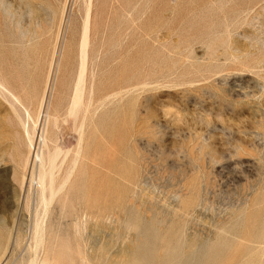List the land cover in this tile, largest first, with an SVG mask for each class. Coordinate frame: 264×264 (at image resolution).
Masks as SVG:
<instances>
[{
    "label": "rangeland",
    "instance_id": "1",
    "mask_svg": "<svg viewBox=\"0 0 264 264\" xmlns=\"http://www.w3.org/2000/svg\"><path fill=\"white\" fill-rule=\"evenodd\" d=\"M85 24L91 46L73 118ZM0 82L24 106L0 87L3 244L13 237L3 264H28L39 213L50 253L71 249L78 260L80 250L90 264H133L151 226L171 251L209 241L212 254L220 237L236 233L244 250L264 229V0H0ZM24 124L40 149L39 134L59 136L57 185L73 171L47 211L28 199Z\"/></svg>",
    "mask_w": 264,
    "mask_h": 264
},
{
    "label": "bare ground",
    "instance_id": "2",
    "mask_svg": "<svg viewBox=\"0 0 264 264\" xmlns=\"http://www.w3.org/2000/svg\"><path fill=\"white\" fill-rule=\"evenodd\" d=\"M91 2V1H90ZM88 12V11H87ZM90 13V12H89ZM90 15V14H89ZM90 17V16H89ZM90 21V20H89ZM87 23V22H85ZM90 23V22H89ZM86 25V24H85ZM90 25V24H89ZM89 25L87 24L83 31V35H82V42H81V56H80V70H79V74H78V80H76V85L75 86V91H74V99H73V102L71 104L69 108V114L73 116V118H76L78 116V113H79V109L81 108L80 105H82V86H83V83H84V79H85V72H86V69H87V62H88V49L90 48L91 44L89 45V38L91 37L90 36V30L89 29ZM54 62H55V59H54ZM52 62V63H54ZM57 64V61L55 62ZM55 65V64H54ZM59 66V65H58ZM53 68V66H51ZM55 67V66H54ZM57 67V66H56ZM55 69V68H54ZM54 72V70L52 69L50 72ZM56 72V71H55ZM58 72V71H57ZM59 73V72H58ZM78 73V71H77ZM53 75V74H52ZM52 75H51V79H52ZM50 76V75H49ZM55 76V74H54ZM57 77V75H56ZM49 78V77H48ZM49 80V79H48ZM55 83V82H54ZM75 83V81H74ZM73 83V84H74ZM7 84V83H6ZM47 84L49 85V82H47ZM48 85L46 87H48ZM51 86V85H50ZM85 86V84H84ZM0 87L5 90L9 96L11 97L10 99L13 98V100L17 103L21 102L19 96H17V94L11 90L10 88H8L5 84H3V82H0ZM85 88V87H84ZM84 91V95H85V90ZM4 92V91H2ZM49 91L47 89H45V92H44V98L42 97L43 101H41V106H40V111L43 109H47V97H48V93ZM1 93V91H0ZM93 93V92H91ZM2 94V93H1ZM5 94V93H4ZM2 94V96L4 95ZM6 95V94H5ZM4 95V96H5ZM83 95V96H84ZM3 96V97H4ZM7 96H5L6 98ZM41 99V100H42ZM49 99V98H48ZM46 101V102H45ZM72 101V100H71ZM13 103V102H12ZM14 104V103H13ZM12 104V105H13ZM22 106H23V103L21 102ZM25 105V104H24ZM49 106V104H48ZM24 107V106H23ZM22 107V108H23ZM79 108V109H78ZM25 110V113L28 114V116H30V113L28 111V108L25 107L24 108ZM49 109V108H48ZM15 111L18 112L17 108H15ZM39 111V112H40ZM43 111V110H42ZM41 111V112H42ZM47 111V110H46ZM45 111V113H46ZM43 113V112H42ZM48 113H49V110H48ZM46 114L48 115V118H49V115L50 114ZM41 115V114H40ZM68 115V114H67ZM71 116V117H72ZM41 117V116H40ZM56 117V116H55ZM53 116V120H55V118ZM42 118V117H41ZM40 118V119H41ZM43 118H46V116H44ZM46 118V121L50 119ZM59 118H61L59 116ZM58 118V120H59ZM39 119V117H38ZM39 119V120H40ZM37 120V119H36ZM57 120V118H56ZM55 120V121H56ZM57 120V121H58ZM42 121V120H41ZM56 121V122H57ZM56 122H54L53 124H55ZM37 123V122H36ZM37 124H39V122ZM43 123V121H42ZM50 125L48 122H44V124L47 126V124ZM34 124V123H33ZM44 124H43V127H44ZM52 124V125H53ZM58 123H56L57 125ZM42 125V124H41ZM55 125V126H56ZM59 125V124H58ZM39 126V125H38ZM37 126V127H38ZM54 126V125H53ZM35 127V126H34ZM33 128V127H32ZM31 128V129H32ZM36 128V127H35ZM55 128H58L57 126ZM42 129V128H41ZM44 129V128H43ZM46 129V128H45ZM34 130V129H33ZM59 130V129H58ZM24 131H25V134L27 137V146L29 147V150H30V153L29 155L27 156L28 158L24 161L25 165H30V174H29V177L27 178L25 176V179L24 180H29L30 181V185H32L31 187H36V192L35 194H29V197L28 199L30 200H33L34 201H38V204H40V206L44 207L42 210L43 211H47L48 207L50 208V204L53 202L54 199H56L57 197H59V194L62 192L63 189L66 188V185L68 184V177L70 176V174L73 172V171H69L68 172V175L67 177H65L64 181L62 184H59L57 185V179H56V176H55V171H56V168H57V162H58V159L60 157V155L62 154V151H63V147L60 148L61 146L58 145V142H55V140L57 141V138L59 136L56 137L55 139V130L54 128L52 129V133L50 135H48L47 133L50 131H48L46 133L45 132H42L41 134H39L38 136V139L40 142H42L43 146L47 148V150L45 149H40L38 147H36L35 145V142H34V136L32 134H35V133H32L29 128V125H26L24 124ZM35 131V130H34ZM41 132V130H40ZM36 135V134H35ZM58 135V134H57ZM37 138V136H36ZM26 140V139H25ZM59 141V140H58ZM82 138L79 139V150H81L82 148ZM38 143V142H37ZM57 143V144H55ZM51 144H55V146H50ZM41 146V144L39 145ZM60 146V147H59ZM28 152V151H27ZM31 156H32V160H31ZM78 161V156L76 159H74V162L75 164L77 163ZM24 167V165H23ZM28 167V166H27ZM26 167V168H27ZM22 168V167H20ZM24 168V169H26ZM27 170V169H26ZM25 172V170H24ZM28 173V172H27ZM22 175H25L24 173ZM28 175V174H27ZM24 177V176H23ZM22 179V180H23ZM23 180V181H24ZM25 182H23L24 184ZM25 185V184H24ZM55 201V200H54ZM37 204V206H38ZM53 204V203H52ZM129 204V203H128ZM50 205V206H49ZM135 206V204H133ZM128 207V205H127ZM129 208V207H128ZM131 208V207H130ZM40 209V208H39ZM37 209V210H39ZM45 209V210H44ZM134 209V208H133ZM36 210V211H37ZM123 210V209H122ZM135 210V209H134ZM133 210V212H134ZM138 210V208H137ZM35 211V212H36ZM126 211V213L128 212L129 216L131 214V212L127 211V210H124ZM132 211V210H131ZM136 211V210H135ZM140 212V210H138ZM41 212V211H39ZM37 211V213H39ZM123 212V211H122ZM132 212V213H133ZM135 213H138V212H134ZM36 214V213H35ZM40 214V213H39ZM39 214H36L37 216L35 217V220H34V223H33V226H32V244H30L29 247H31V253H30V258L28 259V264H79L80 261H83V263H89V258L87 255H83L81 253L80 250H78L76 252V254H78V257L79 259L77 260L76 259V255L73 253V251L70 249L69 252H68V256H66L65 258L62 259V257L58 254H54L52 255L50 253V248H46L45 245L47 244V225H46V218L47 217H42L43 214L41 213L40 215H42L40 217ZM143 214V213H142ZM141 214V215H142ZM45 215V214H44ZM132 215V214H131ZM46 216V215H45ZM126 216V215H125ZM134 216V215H133ZM135 217H136V214H135ZM154 217V216H152ZM134 218V217H133ZM146 218V217H145ZM143 216L142 217H137L135 220L137 222V227L140 226V230H141V233H143V229H144V223H142L143 219H145ZM158 218V217H157ZM126 219V218H125ZM149 219V218H148ZM133 220V219H132ZM134 220V221H135ZM147 220V219H146ZM149 221V220H148ZM147 221V222H148ZM161 221V220H160ZM262 221V220H261ZM264 221V219H263ZM136 222H133L136 223ZM144 222V221H143ZM151 222V219L150 221ZM154 222V221H153ZM152 223V222H151ZM262 223L264 224V222H261V224H259L257 227L259 228L260 225H262ZM146 224V223H145ZM155 224V223H153ZM159 226V225H158ZM157 227V225H156ZM256 227V228H257ZM261 227V226H260ZM264 227V226H263ZM153 232L151 234V239L150 240H147L146 241H143L142 244H139L138 247L135 249L136 251L132 252L134 255H135V259L133 260V264H200L201 261L205 260L207 257H213V259H215V261H219L222 263L221 264H225L224 261H231V260H237L238 257H241V259H245L244 257L246 258H249V259H253V258H257L259 257L257 260H261L262 257H264V229L263 228H260V229H256L257 231L253 232V235L252 237H248L250 238V242L252 244H250L249 246H245L243 247L244 250H240V245L238 243H236V240H232V239H236L235 235L236 233H234V237H224V238H219L220 241H218L217 243V248L218 250H216L215 248V252H213V254L210 252V244H209V241L205 242V244H203V249L199 250L198 251V248L196 249L197 251H184V250H180V251H171L170 247H169V241L168 240H165L166 238H162L160 235L161 232H159V236L155 233V229H154V226H151ZM163 228V227H162ZM149 229V228H148ZM160 230V229H158ZM168 230V229H167ZM166 230V232H167ZM177 230V229H176ZM176 230H175V233H176ZM180 230V229H179ZM219 230V229H218ZM149 231V230H148ZM146 230V233L148 232ZM173 231V230H172ZM220 231V230H219ZM223 233H225L223 231V229L221 230ZM234 231V230H233ZM254 231V230H253ZM163 232V230H162ZM169 232V230H168ZM235 232V231H234ZM140 233V234H141ZM150 233V232H149ZM215 233V232H214ZM220 233V232H219ZM139 234V233H138ZM156 234V236H155ZM164 234V233H163ZM228 234V233H227ZM230 234V235H231ZM250 234V233H249ZM142 235V234H141ZM165 235V234H164ZM169 235V234H168ZM167 235V236H168ZM211 235V234H210ZM213 235V234H212ZM216 235V234H214ZM219 235V234H217ZM221 235V234H220ZM137 236V235H136ZM148 236V235H147ZM166 236V237H167ZM172 236H176L174 235V232H173V235ZM251 236V234H250ZM149 237V238H150ZM198 237V236H197ZM196 237V238H197ZM214 237V236H213ZM217 238L219 236H216ZM174 238V237H172ZM209 238V237H208ZM207 238V239H208ZM232 238V239H230ZM12 239L13 237H9V239L7 240V242L5 244H3V230H2V227H0V249H1V256H0V264H3L4 262H7L9 256H10V251H11V242H12ZM137 239V238H136ZM140 239H143L142 236ZM206 239V240H207ZM211 239V237H210ZM240 239V238H239ZM157 240H159V246H158V242ZM171 240V238H170ZM173 240V239H172ZM176 240V238H175ZM181 240V239H180ZM179 240V241H180ZM185 240V239H184ZM191 240V239H190ZM203 240V239H202ZM205 240V239H204ZM214 240V239H213ZM216 240V239H215ZM238 240V239H237ZM241 240V239H240ZM239 240V241H240ZM248 240V241H249ZM187 241V240H186ZM173 242V241H172ZM171 242V243H172ZM190 241H188L187 243H189ZM195 242V241H194ZM198 242H201L198 240ZM243 242V241H241ZM249 242V243H250ZM141 243V242H140ZM175 243V242H174ZM180 243V242H179ZM184 243V242H183ZM183 243L181 244L183 246ZM186 243V242H185ZM202 243V242H201ZM245 242L241 243L244 244ZM195 244V243H193ZM200 245V244H199ZM202 245V244H201ZM248 245V244H247ZM196 246V245H195ZM202 247V246H201ZM241 247V249H242ZM44 248V250H43ZM181 248V247H180ZM182 249H185L184 247ZM33 250V251H32ZM40 250L42 251L43 250V255L42 257L39 256L40 255ZM134 250V249H133ZM132 250V251H133ZM179 250V248L177 249ZM187 250V248H186ZM195 250V249H194ZM84 257H82V255ZM82 257V258H81ZM177 259H179V261H177ZM181 259V260H180ZM196 259V261H195ZM239 259V258H238ZM242 259V261H244ZM80 260V261H79ZM132 260V259H131ZM130 260V261H131ZM235 260V261H236ZM248 259H246V262H247ZM235 261H234V264H235ZM242 261L240 264H242ZM253 261H256V259H254ZM205 262V261H204ZM203 262V263H204ZM211 262V261H210ZM218 262V263H219ZM226 262V263H227ZM232 262V261H231ZM240 262V261H239ZM244 262V263H246ZM252 262V261H251ZM250 262V263H251ZM264 263V261H262ZM82 263V262H81ZM91 263V262H90ZM89 263V264H90ZM243 263V264H244ZM255 263H261V262H255ZM210 264V263H209ZM212 264V263H211ZM230 264V263H228ZM236 264H237V261H236ZM247 264V263H246ZM252 264H254L252 262ZM262 264V263H261Z\"/></svg>",
    "mask_w": 264,
    "mask_h": 264
}]
</instances>
